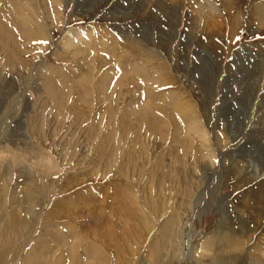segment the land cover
Listing matches in <instances>:
<instances>
[{
  "label": "rangeland",
  "instance_id": "374dc122",
  "mask_svg": "<svg viewBox=\"0 0 264 264\" xmlns=\"http://www.w3.org/2000/svg\"><path fill=\"white\" fill-rule=\"evenodd\" d=\"M260 7L0 0V184L8 176L39 203L16 240L7 228L0 264H151L178 203V246L154 264H264V205L253 204L264 187ZM134 102L153 103L152 126L127 113ZM222 236L243 247L223 252Z\"/></svg>",
  "mask_w": 264,
  "mask_h": 264
},
{
  "label": "bare ground",
  "instance_id": "6f19581e",
  "mask_svg": "<svg viewBox=\"0 0 264 264\" xmlns=\"http://www.w3.org/2000/svg\"><path fill=\"white\" fill-rule=\"evenodd\" d=\"M48 2V0H47ZM206 10H202L199 12L200 17L203 16L205 13H210L209 9L210 6H207L206 8L203 7ZM212 10V9H211ZM264 7H260L259 13H264ZM206 18H209V16H206ZM29 21V19L27 20ZM32 29L26 28L24 31L26 34L30 33L33 34V36L31 38H36L38 37L36 35L35 32L31 31ZM78 38V32L76 30H72L69 31L67 34V39L65 41H68L67 43L72 42L73 40H77ZM148 80V78L146 79V81ZM146 94H148L146 92ZM150 95V96H149ZM149 95H147L148 99L150 100H156V98H150L152 97L151 94L149 93ZM157 101V100H156ZM153 103L143 107L142 109H137L134 110L132 108H135L137 106V103L134 102L132 103L127 110V113L130 114H134L135 116H137V114H142L143 116H146L145 118L148 120V124L150 121L149 125H153L152 120L153 118L152 116V110L154 109V107L152 106ZM142 115H140V117H142ZM192 129V128H191ZM196 128H194L195 130ZM123 135V133L121 134ZM120 135V136H121ZM128 136V135H127ZM194 136H197V138H200L201 142H202V146L204 147V149L206 150V152L211 156L214 157L215 155L210 151L209 149V145H208V137L206 135L205 132H201L200 130H195V134ZM135 138V137H134ZM125 140V139H124ZM126 141V140H125ZM193 141V140H192ZM192 141L188 140L186 143L188 145H190V143H192ZM121 142V138L117 139L116 144L112 145V147L110 149H112V151H114L112 153V160L116 159L119 156V144ZM107 162L110 163L111 160H107V157L101 156L99 155L98 161L96 162L99 166L103 163ZM7 179L8 176H4V178L2 179V182L0 184V210L1 209H6L7 205L12 204V207L9 208L10 212H3L2 216L0 214V222L4 223V226L8 225V227H6L2 233H0V245L2 246V243L4 242V238L3 235L6 233L7 228L10 227L11 229V233L13 234V228H30L31 224H33V220L32 217L30 215V212L37 206H39V203L37 202L36 197L34 196V190L29 189V188H24L23 186H15L12 190H9V186L7 183ZM255 193L253 194V204H257V205H264V187L260 186L257 187L255 189ZM11 193L12 194V199L11 200H7V198L5 197L7 195V193ZM4 198V201L1 202V198ZM176 200V198H175ZM181 203H178L177 205V213H178V217L177 219L174 220V218H170L166 221L163 229H162V234L161 236H159L155 242V248L157 250V255L155 254V257H153L151 259V264L157 263L160 259H162L164 253L169 254L170 252H175L177 246H178V233H179V228H180V221L182 218V212H181ZM177 220V221H176ZM17 234L14 233L12 239L16 240ZM239 237H235V238H227V237H219L214 239L215 241H217L218 243L222 244L224 240L227 245H225V247H223L222 251L225 250L226 252H236L239 251L241 249V247H243V244H238L239 243ZM243 243V242H242ZM240 245V246H239ZM232 246H237V248H233ZM203 250V249H202ZM221 251V252H222ZM224 252V251H223ZM171 254V253H170ZM43 257V256H42ZM251 264H258V262L256 260H254L253 258H251ZM18 264H25L24 262H20Z\"/></svg>",
  "mask_w": 264,
  "mask_h": 264
}]
</instances>
